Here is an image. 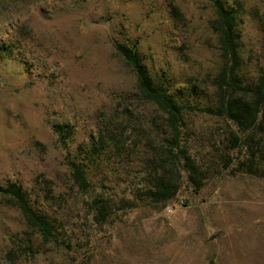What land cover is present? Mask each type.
Wrapping results in <instances>:
<instances>
[{
	"label": "rangeland",
	"instance_id": "1",
	"mask_svg": "<svg viewBox=\"0 0 264 264\" xmlns=\"http://www.w3.org/2000/svg\"><path fill=\"white\" fill-rule=\"evenodd\" d=\"M240 1L239 69L252 81L264 75V0ZM213 17L210 0H0V185L19 184L54 227L44 240L0 196V264H264V177L232 172L247 156L233 147L240 132L200 110L217 99L222 65ZM117 43L192 110L180 145L205 175L200 188L176 161V194H143L145 160L170 130ZM94 199L107 203L104 219Z\"/></svg>",
	"mask_w": 264,
	"mask_h": 264
},
{
	"label": "trees",
	"instance_id": "2",
	"mask_svg": "<svg viewBox=\"0 0 264 264\" xmlns=\"http://www.w3.org/2000/svg\"><path fill=\"white\" fill-rule=\"evenodd\" d=\"M210 1L214 9L210 27L218 38L222 65L216 77L217 99L215 103L201 107L202 109L195 107V110L200 109L207 114L227 119L240 132L241 137H234L233 147L244 145L247 156L237 161L232 172L264 177V166L261 164L264 161V75L252 81H246L240 74L238 18L243 11L242 2L240 0ZM116 50L134 72L138 90L144 99L157 106L165 114V126L170 130L168 145L162 146L159 151L155 150L153 155L145 160L147 166H152L147 181L152 178L153 181L145 187L143 194L155 202L171 199L180 185V175L174 167L176 161L182 162L183 169L187 171L188 181L194 188H200L205 175L199 171L186 148L180 145V133L185 115L192 110L187 108L184 101L176 97L166 81L155 79L147 71L135 46L129 47L117 43ZM55 131L60 133L62 139L67 134V131L63 132L60 125H56ZM105 142L103 141L97 147L96 154L94 152L97 149L93 145V152L90 150L89 157L102 154L107 148ZM110 142L115 145L118 139L112 136ZM225 164L226 167L229 165V163ZM69 170L74 183L80 189L85 190L90 186L87 180V169L81 162L69 161ZM0 196L6 204L18 208L26 224L37 228L44 240L50 239L54 231L53 225L44 214L36 212L31 207L19 184L10 182L0 185ZM93 202L104 219L108 212L107 203L99 199H94Z\"/></svg>",
	"mask_w": 264,
	"mask_h": 264
}]
</instances>
